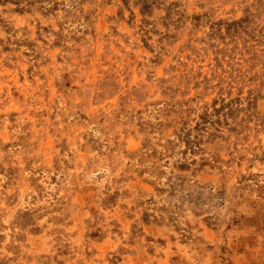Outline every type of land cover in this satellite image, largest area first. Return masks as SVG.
<instances>
[{"label": "rangeland", "instance_id": "374dc122", "mask_svg": "<svg viewBox=\"0 0 264 264\" xmlns=\"http://www.w3.org/2000/svg\"><path fill=\"white\" fill-rule=\"evenodd\" d=\"M0 264H264V0H0Z\"/></svg>", "mask_w": 264, "mask_h": 264}]
</instances>
